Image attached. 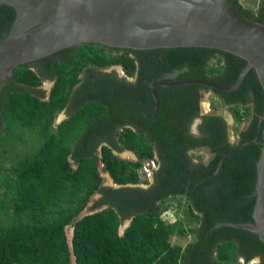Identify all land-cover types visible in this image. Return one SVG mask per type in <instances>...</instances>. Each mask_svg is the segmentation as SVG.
Instances as JSON below:
<instances>
[{
    "label": "trees",
    "instance_id": "obj_1",
    "mask_svg": "<svg viewBox=\"0 0 264 264\" xmlns=\"http://www.w3.org/2000/svg\"><path fill=\"white\" fill-rule=\"evenodd\" d=\"M1 1L0 40L8 37L17 16L13 6ZM235 1L246 17L264 24V0L256 9ZM153 54L163 55L164 60L157 58L156 63ZM154 62L162 68H152ZM35 64H57L58 68H24ZM111 65L122 66L128 76L141 69L169 74L187 67L182 78L233 85L246 61L200 47L138 51L83 44L16 68L0 93V188H4L0 194V264H241V260L249 263L254 258L264 264V242L258 235L228 226L212 231L218 223L254 222L256 198L252 195L263 135L229 156L217 176L197 186L216 172L225 155L257 136L264 91L256 71L251 70L236 91L215 90L224 97L238 126L252 118L250 127L239 132L237 142H230L220 116L201 117L198 135L191 132V125L200 117L201 90L206 87L189 84L169 89L179 104L166 102L155 119L135 123L136 128L147 126L149 134L126 129L117 141L112 139L103 147L100 159L86 149L89 143L82 154L74 147L82 128H88L95 118L110 125L103 115V102L129 100L130 107L137 108L140 98L131 101L128 92L97 94L99 101H88L58 132L52 133L50 128L72 101L83 67ZM54 69L57 82L46 99L39 86ZM97 80L109 90L111 82L106 76ZM158 93L161 97V89ZM141 98L146 100L147 94ZM29 144L33 153L20 156L19 145ZM201 148L214 155L208 163L203 156L196 159L191 155ZM123 150L133 152L138 160L121 158L117 152ZM99 160L121 188L103 186ZM6 161L9 169L4 166ZM154 161L159 169L154 171L153 184L147 189L134 187L146 181L142 175L145 162ZM97 194L101 197L92 201ZM175 198L180 199L178 209L181 198L185 200L190 217L197 222L189 230L195 242L186 247L171 242L173 236L186 234L182 223L170 216L173 211L168 201ZM85 210L89 214L83 216ZM127 221L131 223L121 234Z\"/></svg>",
    "mask_w": 264,
    "mask_h": 264
},
{
    "label": "water",
    "instance_id": "obj_2",
    "mask_svg": "<svg viewBox=\"0 0 264 264\" xmlns=\"http://www.w3.org/2000/svg\"><path fill=\"white\" fill-rule=\"evenodd\" d=\"M16 9L10 34L0 40V93L14 70L54 53L83 44H101L110 48L156 50L200 47L233 54L246 65L233 85L202 79L177 80L181 71L165 76L177 81L171 85H201L202 115L223 117L231 141L235 119L224 97L216 91L238 90L251 70H255L264 91V24L246 17L235 0H2ZM184 71H188V68ZM169 85V84H168ZM158 112L157 86H152ZM214 96L220 110L209 111L208 99ZM252 118L245 124L248 126ZM264 114L259 117L258 134L225 155L216 172L198 185L218 175L226 159L252 142L264 131ZM120 188V187H118ZM254 222H223L214 229L228 226L250 231L264 242V142L257 163ZM106 209V208H105ZM82 213L88 215V211ZM102 211V210H100ZM124 224L129 226L131 221ZM122 230V229H121ZM125 229H123L124 231ZM124 233V232H123ZM251 264V263H250Z\"/></svg>",
    "mask_w": 264,
    "mask_h": 264
},
{
    "label": "flooded vegetation",
    "instance_id": "obj_3",
    "mask_svg": "<svg viewBox=\"0 0 264 264\" xmlns=\"http://www.w3.org/2000/svg\"><path fill=\"white\" fill-rule=\"evenodd\" d=\"M120 54H122V52ZM152 57L155 59L156 63L158 62V60H156L157 58H160L161 61L164 60L163 55H157V57H156L153 54ZM149 58L150 57H147L146 59H149ZM155 62L153 63L152 68H162L160 63H158V65H155L156 64ZM24 68H58V66H57V64H55L53 66H44V65L41 66V65L35 64V65H28L26 67L24 66ZM67 68H74V67H67ZM97 68H99V69H97ZM119 68H121V72H119ZM141 68H146V66L141 67ZM185 69H187V67L182 69V70H178V71H181V73L177 76L178 81H182L185 79H191V78H182V75L186 74V72L189 71V69H188V71H184ZM55 71H56V69H54V71L51 74H49V76H47L46 79H43L41 86H39V88L42 91L46 92V94H47L46 99H48L50 97V95H51V93L55 87V84L57 82V75L54 74ZM175 71H177V70H175ZM174 72L169 73V74H156V71H153L150 69H141V70H137L135 75L128 76L122 66L111 65L108 67H99V66L83 67V71L80 74V82L75 87V90H74L75 92H74V96H73L72 101L69 102L67 104V106L57 114L56 118L54 119L53 123L51 124L50 130L52 133L58 132L62 125L66 124V122L72 121V117L76 114V112L78 110L82 109V106H85L88 103V101L98 100L97 94H101V93L106 92L108 94L119 96L122 93L128 92V93H130V100L131 101L136 100V97L138 99L140 98V100H138V99L137 100L141 106L137 107V108L130 107V105H129L130 101L129 100L124 102L125 106H124L123 102H117V101L114 102L115 100L112 102L108 101V103L102 101L103 105L102 104H100V105H102L103 108L106 110V113L103 115L106 116V118H107L106 121L109 122L110 125H104V124H102V123H104V122H102V119L100 120L99 118H95L94 120L92 119L88 128H86V129L82 128L80 135H79L80 140L78 142H75L74 147L76 149H84V145L86 143H89L87 145L86 149L88 151L93 152L94 157L97 156L98 158L101 159L102 158L101 152H102L103 147L109 146V144H110L109 141H111L112 139H115V141H117V137H119V134L121 132H124L126 129L131 128L133 130L136 129L137 131L147 135V134H149L148 133L149 129L147 126L142 125V127L136 128L135 125L140 124L141 122L144 123L145 121H146L145 123L147 124L150 121H152L153 119H155L159 110L161 109V105L166 103V102L168 103V102L172 101L170 103V106H174V105L179 104V103H177V99L172 97L170 92L171 93H173V92L170 91L169 89L178 88V87H181L184 85H178V86L174 85L173 86L171 84L176 83L177 81L164 78L165 76L173 74ZM102 74L104 76H106L109 79V81L111 82L110 83L111 86H109L110 91L108 90L107 87H101L100 81L97 80L99 77H101ZM152 86H157V94H158L159 101H160V106H159V110L157 113H155L156 101H155L154 96H153ZM149 89L152 90V95L151 94L149 95V91H148ZM158 89H161V97L159 96ZM203 90H206V88L202 89L201 92ZM145 93L147 94L146 100L141 98V95H145ZM150 97L152 99V102H151ZM174 99L176 100L175 104L173 103ZM209 99H208V103L210 106H208V110L209 111H217V109L214 108L213 103H210L211 99L210 100ZM75 104L79 105V106L76 107ZM218 110H220V109H218ZM228 110H229V107H228ZM201 111L202 110H201V98H200V117L199 118L196 117V119L194 120V123L191 125V132L193 134H196V135H198L199 125L202 123L201 117L206 116V115H202ZM106 121H105V123H106ZM224 121H225V119H224ZM247 122L242 123L241 127L239 126L240 129H237L238 125L235 122L234 141L230 140L229 133H228V138H229L230 142L234 143L236 139H239V132L240 131H246L250 127L251 123L248 126H245V124ZM226 126H227V123H226ZM96 127H97V129H96ZM97 131H101V133H97ZM227 132H228V128H227ZM88 138H89V141L87 142ZM101 138H103V140H101ZM82 151L83 150L79 151L80 154H82ZM201 151H207L208 154L210 155V160L214 156L213 154H210L209 150H207L205 148H201V149H197L195 151H192L191 155L195 156L196 155L195 153L201 152ZM127 152H128L127 150H123L121 152H117V154L120 157L125 155V154L128 157H134L135 156V158L138 160V157L136 154H134V156H133V155H129L130 153L128 154ZM132 161H134V160H132ZM209 161H207V163ZM101 163H102V161L99 160V165ZM147 163H153L154 164V166L152 168V181L151 182L148 181V183H146L150 187L154 182V171H158L159 165L156 161L147 162ZM99 165H98V169H99ZM102 167L104 170V165ZM149 182H150V184H149ZM145 189H147V188H145ZM253 260H258L260 262L261 259L260 258H254ZM253 260H251L250 262L255 263Z\"/></svg>",
    "mask_w": 264,
    "mask_h": 264
},
{
    "label": "rangeland",
    "instance_id": "obj_4",
    "mask_svg": "<svg viewBox=\"0 0 264 264\" xmlns=\"http://www.w3.org/2000/svg\"><path fill=\"white\" fill-rule=\"evenodd\" d=\"M119 72H121V68H119ZM210 99H211L210 103H213L214 108L217 109V110L220 109L219 101L216 100V98H214L213 96H211ZM208 106H210L209 103H208ZM241 125L242 124H239L240 127H241ZM239 126L237 127V129H240ZM79 140H80V137L78 138V140L76 142H78ZM68 141H69V139H68ZM237 141H238V139L235 140V142H237ZM65 145L68 146V144H65ZM33 150H34V148L32 147L31 144L23 145V146L19 145V152L18 153L20 154V156L23 155V154H28V153L32 154ZM195 154L196 155L194 156V158H196V159H198L199 156L200 157L203 156L204 161L207 162V161L210 160V155L208 154L207 151H201V152H197ZM129 155H131V154H129ZM121 157L124 158V159H129V160H134V161L137 160L135 157L126 156V154L121 156ZM2 158H3V155L0 154V160ZM8 158H10V156ZM4 166H5L6 169L7 168L9 169L10 162L6 161L4 163ZM102 166H103V164L101 163L99 165V170H100L101 176L103 178V186L111 187V188L116 187L115 184L113 183L111 177L109 176V173L107 171H104ZM153 166H154L153 163L145 162V164H144V169H143L142 175H143L144 180L146 179L145 183H148V181H150V182L152 181V168H153ZM150 182H149V184H150ZM145 183L137 185V186H134V187H138V188L140 187V188H144V189L148 188L149 185H147ZM129 186H131V185H129ZM3 192H4V188H0V194L3 193ZM97 196H99V195L94 196L92 201H94L97 198ZM99 198H100V196H99ZM168 202H169V205L171 207V210L173 211L172 214H170V216H172L174 219H177L178 221H180L182 223L184 229L186 230V234L184 236H173L171 238L172 244L173 245H181L183 247H186L187 244L194 243L195 242V238L193 237V235L190 234L189 230H190V228H195L197 226V222L190 217V215L188 213V206L185 203V200L183 198H181V203H180L181 207L179 209L177 207V203L180 202V199L175 198V199L169 200ZM90 205H92V202L89 204V206ZM85 212L86 211H84V213ZM126 224L127 223H125V225ZM125 225H123L121 227L122 230L120 229V233L121 234H123V232H124L123 229H125L124 228ZM253 261L255 263H253V262L246 263V262H243V260H241V264H250V263L251 264H258V262H259L258 260H253Z\"/></svg>",
    "mask_w": 264,
    "mask_h": 264
},
{
    "label": "crops",
    "instance_id": "obj_5",
    "mask_svg": "<svg viewBox=\"0 0 264 264\" xmlns=\"http://www.w3.org/2000/svg\"><path fill=\"white\" fill-rule=\"evenodd\" d=\"M260 1L261 0H241V4L243 5V6H245L246 8H250V9H256L258 6H259V4H260ZM80 150H82V149H80ZM127 153H130L131 155H133L134 156V153L133 152H131V151H128ZM135 157V156H134ZM69 160H70V162H72L73 163V166H74V168H77L78 167V164L76 163V161H73V159L70 157L69 158ZM137 161V160H136ZM110 176V175H109ZM112 179V178H111ZM113 181V180H112ZM114 183V182H113ZM96 199H99V196H97V198ZM95 199V200H96ZM128 222V221H127ZM127 222H125V223H127ZM128 224V223H127ZM128 226H126V228H127Z\"/></svg>",
    "mask_w": 264,
    "mask_h": 264
},
{
    "label": "clouds",
    "instance_id": "obj_6",
    "mask_svg": "<svg viewBox=\"0 0 264 264\" xmlns=\"http://www.w3.org/2000/svg\"><path fill=\"white\" fill-rule=\"evenodd\" d=\"M109 175H110V174H109ZM110 177H111V176H110ZM111 178H112V177H111ZM112 180H113V179H112ZM113 182H114V180H113ZM114 184H115L116 187H113V188H115V189H118V187H120V188L122 187L121 185H117L115 182H114ZM97 195L100 196V194H97ZM95 196H96V195H95ZM100 197H101V196H100Z\"/></svg>",
    "mask_w": 264,
    "mask_h": 264
}]
</instances>
